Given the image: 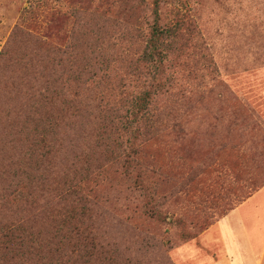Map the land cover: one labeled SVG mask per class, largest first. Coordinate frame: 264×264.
Masks as SVG:
<instances>
[{"label":"rangeland","instance_id":"obj_1","mask_svg":"<svg viewBox=\"0 0 264 264\" xmlns=\"http://www.w3.org/2000/svg\"><path fill=\"white\" fill-rule=\"evenodd\" d=\"M39 1L0 0V54L10 40L19 41L14 34L18 28L35 23L48 41L76 54L78 66L94 70L89 95L101 104L119 106L148 87L143 72L149 67L141 58L154 0H44L51 16L30 19L24 10L35 9ZM159 14L162 26L178 27L163 60V77L173 88L152 103L160 116L137 140L139 155L130 158V176L119 163L101 158L95 147L100 128L91 116L76 122L75 132L63 140L65 153L61 149L53 162L56 172L69 164L90 170L105 213L98 231L137 264H164L165 256L175 264L174 250L194 239V252L204 261L214 257L207 249L218 257L230 240L239 241L244 250L235 213L227 223L215 225L206 239L198 238L203 225L215 224L251 183L231 182L235 191L206 206L197 180L187 185V179L224 145H236L243 154L251 174L243 180L254 179L253 166L264 164V0H160ZM12 77L4 74L0 91L12 89ZM2 95L1 101L17 105L14 96L6 100ZM202 182L201 188L209 184ZM218 234L224 238L221 243ZM242 257L248 262L246 252Z\"/></svg>","mask_w":264,"mask_h":264},{"label":"trees","instance_id":"obj_2","mask_svg":"<svg viewBox=\"0 0 264 264\" xmlns=\"http://www.w3.org/2000/svg\"><path fill=\"white\" fill-rule=\"evenodd\" d=\"M159 1L154 0L151 32L141 58L149 67L143 72L148 87L119 106L101 104L89 95L94 70L78 66L77 55L48 41L35 23L18 28L14 34L19 41L10 40L0 54V82L6 72L14 75L12 89L0 91L6 94L2 98L14 96L17 102L10 107L0 100V264H137L98 231L105 213L100 211L98 182L90 170L69 164L56 172L53 160L61 149L64 152L63 140L75 132L80 125L76 122L91 116L100 128L95 147L101 158L119 163L130 176V158L139 155L135 144L160 116L152 111V103L173 88L163 77V60L167 41L176 37L178 27L161 25ZM24 12L30 19L51 16L44 0ZM228 154L233 155L232 161ZM242 156L236 145H224L186 181L190 185L197 180L203 204L235 191L231 182L250 181L220 219L264 187V164L253 166L254 179L243 180L251 174ZM204 179L209 184L201 188ZM208 226L203 225L205 230ZM162 261L173 264L168 256Z\"/></svg>","mask_w":264,"mask_h":264},{"label":"crops","instance_id":"obj_3","mask_svg":"<svg viewBox=\"0 0 264 264\" xmlns=\"http://www.w3.org/2000/svg\"><path fill=\"white\" fill-rule=\"evenodd\" d=\"M232 213H235L237 218H234L242 230L244 250H242L239 241L235 239L230 240V243L225 245L226 248L218 257L216 256L217 253L207 249L206 251L214 257H205L204 261H202L194 252V247L192 245L194 239L174 250L173 253L175 255L173 256H175V264H264V187L205 230L199 236L200 238H198V240L202 241V239H206L215 225L224 222L227 223ZM218 237L221 243L224 238L222 240L219 234ZM245 252L248 254V262L242 257V254ZM187 253L190 255L188 260L183 256ZM194 254L196 258H194ZM244 256H246V254H244Z\"/></svg>","mask_w":264,"mask_h":264}]
</instances>
